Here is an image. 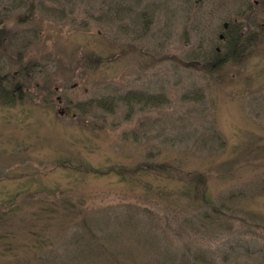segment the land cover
I'll list each match as a JSON object with an SVG mask.
<instances>
[{
  "label": "rangeland",
  "instance_id": "374dc122",
  "mask_svg": "<svg viewBox=\"0 0 264 264\" xmlns=\"http://www.w3.org/2000/svg\"><path fill=\"white\" fill-rule=\"evenodd\" d=\"M234 21L256 40L212 68ZM0 77L17 91L0 202L23 204L15 223L55 216L49 241L11 227L43 253L23 264H181L187 247L255 264L236 249L264 246V0H0Z\"/></svg>",
  "mask_w": 264,
  "mask_h": 264
},
{
  "label": "trees",
  "instance_id": "16d2710c",
  "mask_svg": "<svg viewBox=\"0 0 264 264\" xmlns=\"http://www.w3.org/2000/svg\"><path fill=\"white\" fill-rule=\"evenodd\" d=\"M225 37H226L225 39L226 54L221 56L219 52H217V57L214 58V61L212 63H208V65L211 66L212 68L219 67L226 60H229L233 57L236 58V57L242 56V54L245 53L251 47L252 43H254L256 40L253 34L248 36L243 31V28L240 22H237V21L232 22V24L229 23V27L226 30ZM2 81H5V79L0 77V84L2 83ZM2 87L3 86H0V97L9 100V102L14 101L15 99L14 97H16L15 95L17 93V91L15 90L16 88L13 89L14 91L13 93V92H10L9 90L6 91ZM135 96L136 95L133 94V92H129L125 94L124 96H122L120 100H123L126 102L130 100L131 102ZM139 97L144 98L146 96H139ZM113 103H114V100H113ZM104 104H108V103L104 102ZM107 108H112V107L108 106ZM166 168H165L166 171L170 170L168 166ZM191 177H192L191 179H193L191 180V182L194 181V179L195 180L201 179L200 177H197L196 174H193ZM205 193L206 192L203 191L202 195L205 196ZM14 203L15 202L13 201L9 204L3 205L0 202V244L3 246L5 253H12L13 255V257L5 261L4 264H15V263L23 264L24 262L31 261V258H35V257L41 259L42 258L41 255L43 253H40L41 251L40 252L37 251L36 246H32L28 244L30 248L27 250V247H28L27 245L25 248V251H26L25 254H20L16 251L15 249L16 247L13 246L11 242L5 243V241H9V239H7L8 237H12L16 235L15 230H10L11 227L15 228L16 226L28 229V231L31 234L30 236L32 237L31 241L37 242L41 240L43 241L52 240L53 239L52 236L47 235V233L43 230L47 229L49 225L51 226V223L54 220L55 216L53 215L52 212H50V215L41 214V215L34 216L32 214L29 218L23 217L19 220V222L15 223L16 219L13 218V216L17 211L21 210L20 208L23 204L20 203V205L19 204L15 205ZM217 211H221V210H217ZM206 217L208 219L210 216L207 215ZM40 220L44 221L42 225L38 224ZM84 220H85L84 217L81 218L78 224H84V223L86 224V221L83 222ZM31 227H42V228L40 230H35V229H32ZM87 229H89V227ZM237 242H238L237 245L239 246V249H236V250H239L240 254L242 255L245 254V256L250 257L251 259H254V261H256L254 262L255 264H260L259 259L261 260V264H264V246L255 245L254 242H252L251 245L243 246L241 245V243H243L242 241L239 240ZM38 250H40V248H38ZM183 252L185 254L183 256H189V257L185 259L183 258L182 259L183 262L181 264H218L217 262H213L214 261L213 259H210L211 256L214 258L217 257L215 253L214 254L211 253V248L202 249V250L194 252L192 248L189 249V247H187ZM185 252H189V253L186 254ZM233 256L239 257L237 254H234ZM208 257H209V260H208ZM227 257L228 255H225L223 258L227 259ZM232 263H235V262L233 261Z\"/></svg>",
  "mask_w": 264,
  "mask_h": 264
},
{
  "label": "water",
  "instance_id": "95a60500",
  "mask_svg": "<svg viewBox=\"0 0 264 264\" xmlns=\"http://www.w3.org/2000/svg\"><path fill=\"white\" fill-rule=\"evenodd\" d=\"M197 3L201 2L202 0H195ZM224 27L227 28L228 27V23L226 22L224 24ZM221 38L223 39L224 38V35H221ZM62 112V111H61Z\"/></svg>",
  "mask_w": 264,
  "mask_h": 264
},
{
  "label": "flooded vegetation",
  "instance_id": "af4514ba",
  "mask_svg": "<svg viewBox=\"0 0 264 264\" xmlns=\"http://www.w3.org/2000/svg\"><path fill=\"white\" fill-rule=\"evenodd\" d=\"M229 27V26H228Z\"/></svg>",
  "mask_w": 264,
  "mask_h": 264
}]
</instances>
